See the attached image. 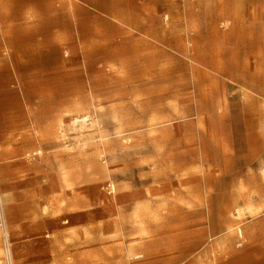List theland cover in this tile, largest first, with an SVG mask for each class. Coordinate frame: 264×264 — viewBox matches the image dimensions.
I'll return each instance as SVG.
<instances>
[{
    "label": "rangeland",
    "instance_id": "rangeland-1",
    "mask_svg": "<svg viewBox=\"0 0 264 264\" xmlns=\"http://www.w3.org/2000/svg\"><path fill=\"white\" fill-rule=\"evenodd\" d=\"M0 212V264H264V0H0Z\"/></svg>",
    "mask_w": 264,
    "mask_h": 264
},
{
    "label": "crops",
    "instance_id": "crops-1",
    "mask_svg": "<svg viewBox=\"0 0 264 264\" xmlns=\"http://www.w3.org/2000/svg\"><path fill=\"white\" fill-rule=\"evenodd\" d=\"M86 209L87 207H80L77 211L71 210L67 212L66 213V216H68L67 221L58 220L60 216H49V219L51 220L52 225L55 224L58 226L59 221L64 222V224L66 225H69V227L66 230L78 228L79 226H83L84 224H87L89 222V216H88V213L86 212ZM263 245H264V242H263Z\"/></svg>",
    "mask_w": 264,
    "mask_h": 264
},
{
    "label": "built area",
    "instance_id": "built-area-1",
    "mask_svg": "<svg viewBox=\"0 0 264 264\" xmlns=\"http://www.w3.org/2000/svg\"><path fill=\"white\" fill-rule=\"evenodd\" d=\"M0 227H2L1 236H2V241H3V249L5 250L6 255L8 256L9 246H8V242H7V234L5 232L6 227H5V221H4L3 213L1 214V212H0ZM6 264H11V263L10 262H6Z\"/></svg>",
    "mask_w": 264,
    "mask_h": 264
}]
</instances>
